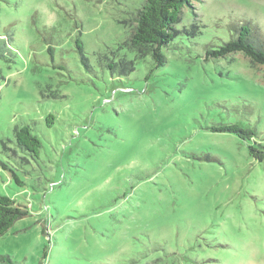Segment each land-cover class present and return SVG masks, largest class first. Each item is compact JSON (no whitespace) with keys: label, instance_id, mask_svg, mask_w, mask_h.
I'll list each match as a JSON object with an SVG mask.
<instances>
[{"label":"rangeland","instance_id":"rangeland-1","mask_svg":"<svg viewBox=\"0 0 264 264\" xmlns=\"http://www.w3.org/2000/svg\"><path fill=\"white\" fill-rule=\"evenodd\" d=\"M143 1L0 0L16 54L0 60V195L29 209L0 235L13 264H264V162L212 131L237 123L264 145V67L202 59L231 22L264 40V0H193L177 25L193 39L152 71L124 45ZM124 58L131 71L109 66Z\"/></svg>","mask_w":264,"mask_h":264},{"label":"trees","instance_id":"trees-1","mask_svg":"<svg viewBox=\"0 0 264 264\" xmlns=\"http://www.w3.org/2000/svg\"><path fill=\"white\" fill-rule=\"evenodd\" d=\"M193 0H144L140 7L133 14V25L131 35L124 42V45L137 57L149 56L152 61L151 71L165 63V56L162 48L174 42L183 43L193 39L192 34L195 28L191 25L188 30L185 26L177 27L185 7L191 6ZM228 38L221 39L222 43L216 47L206 46L203 60L223 58L232 53H241L252 64L264 67V40L259 34L258 28H254L249 22H231L228 27ZM197 35V34H196ZM195 36V34H194ZM77 47L82 53L81 42L77 41ZM47 51L52 55V47L48 46ZM16 57L11 42L0 36V60L13 62ZM111 68L118 66L120 73L129 72L133 69L132 61L120 59L112 62ZM123 69V70H122ZM1 76V71H0ZM54 115L49 113L46 116L48 124L53 123ZM212 131H225L235 134L243 141H248L247 149L250 155L258 162H264V145L251 142L256 135V130L251 127H242L237 123H220L212 127ZM15 144L24 152L27 157L37 159L41 149V141L37 135L31 132L28 125H21L14 128ZM250 141V142H249ZM27 159L26 157H22ZM6 169L7 166L3 165ZM13 178L19 186L23 182L12 172ZM29 214V209L15 199L6 195H0V235L4 234L13 223ZM44 232V230H43ZM46 254V252H45ZM0 263L13 264L10 256L0 254Z\"/></svg>","mask_w":264,"mask_h":264}]
</instances>
